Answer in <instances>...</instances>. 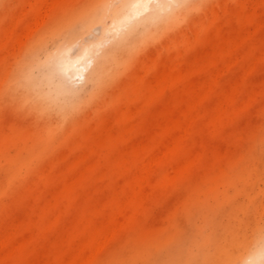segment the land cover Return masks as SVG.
I'll use <instances>...</instances> for the list:
<instances>
[{"label":"rangeland","instance_id":"1","mask_svg":"<svg viewBox=\"0 0 264 264\" xmlns=\"http://www.w3.org/2000/svg\"><path fill=\"white\" fill-rule=\"evenodd\" d=\"M107 1L0 0V264H172L206 249L239 264L264 231V0H201L122 51L93 95L75 81L83 105L59 116L26 95L21 68ZM102 39L89 73L118 37ZM118 212L102 250L88 244Z\"/></svg>","mask_w":264,"mask_h":264},{"label":"bare ground","instance_id":"2","mask_svg":"<svg viewBox=\"0 0 264 264\" xmlns=\"http://www.w3.org/2000/svg\"><path fill=\"white\" fill-rule=\"evenodd\" d=\"M56 2L57 1H55V3ZM200 2L201 0H108L106 7H105V13L103 15H91V16L80 18V19L70 20L69 22H67L65 26L63 27L64 30H59L57 34L59 35V37L53 41L52 50L46 51L44 53L43 60H40L36 56L35 53H32V55L29 57V59L26 61V63L21 68V72L19 74V77H20L19 83H21V86L25 89L27 96L33 97L35 101H37L38 103L45 104L47 110L55 112L59 116L73 114L77 110H79L81 106L83 105V102L81 100L75 99L77 96H74V95H78L77 90L73 87L75 85L74 84L75 81L84 80L87 83L93 84V89L90 93V95H93V92L95 90L100 89L104 85V83H106V81H109L111 77L114 75L113 73L115 70V65L120 62L121 57L123 56L122 51H125L126 49H130L133 46H140L142 43L143 45H145L147 41L157 36V32L168 28L172 24V22L175 21L177 18L181 17V15L184 12H186L187 10L191 8H194ZM49 5L53 7L55 4L53 5V2H52V3H49L48 6ZM45 9H46V6H45ZM216 9H217L216 11H218L219 13L218 7ZM46 15H47V12H46ZM40 16L42 17L41 19L42 22L39 23L41 26L44 22L43 18L45 16L44 15L43 16L40 15ZM39 18L38 20H40ZM18 20L20 19L18 18ZM38 20H36L37 23H38ZM37 23L35 24L37 25ZM28 28H29V32L26 31L27 33L26 32L24 33L27 35H31V32H33L35 29L32 28V25L30 27L28 26ZM13 29L14 28H12V30ZM10 31L11 30L7 32L12 33ZM9 33H8L9 36L7 38L11 37L10 36L11 34ZM108 33L110 34L114 33V35L107 36ZM253 33H254V30H253ZM244 34H246V32H243L241 37H243ZM22 35L19 37V40H18L19 46H21L20 45L21 41L25 37L24 35L23 36ZM244 36L249 37V35H244ZM92 37H95L96 41L91 43L90 39ZM101 37L102 38L107 37V40L105 41H109L110 39L114 40L117 37L118 39L111 46L109 51H107L101 57L97 59L96 61L97 64L95 68H93V71L89 73L90 66L93 65L94 59L99 55L98 54L100 51L99 47L104 42V40ZM80 40L85 42L83 43V46H79ZM24 41L26 40H23L22 44ZM240 42L242 43V38ZM3 44H5L4 41H3ZM256 61L258 60L256 59ZM256 61L253 63H256ZM7 74H9V70ZM215 80H216V77H215ZM209 86H207L206 88L208 93H209V90H208ZM239 87L240 86H238L237 90L239 89ZM196 102L198 103V98ZM227 102L225 103L226 105H223V108L224 106H228L227 104L230 101L228 103ZM197 103H195L196 107H197ZM190 121L192 123V118H190ZM190 121L186 123L187 125L185 126H187V128L183 130L184 132L186 130H189L190 128L189 125H191ZM170 140H173V139L170 138ZM168 142L171 143V141H168ZM166 143L167 142H165L164 144L168 146L169 143L168 144ZM169 146L171 148L172 144ZM161 149H163V147H161ZM165 151L166 150H164V152ZM156 156L160 158L163 157V156L161 157V154L159 153L157 155V152H156ZM160 158H159V161L161 160ZM149 159L151 160H147V162L152 161L153 163L154 161V164L157 161L156 160L157 158L154 159V157H151ZM152 163L150 165H152ZM144 168L143 167L142 169L140 168L141 170L140 172H138L139 181L140 183H142V185L144 184L145 182L144 180L146 179L145 175H147L149 172V169L145 165H144ZM176 168L178 167H175V169ZM123 222H124L123 212H118L114 215H111L109 218L108 225L105 228L104 226H101V228H98L96 231L88 235V239H86L88 241V244L89 243L96 244L97 247L99 246V249L101 247V250H102V247H104L105 242L108 241L106 237L109 236L110 238V236L113 234L111 233L113 229H110L111 235L107 234L108 236L106 235V233L103 234V232L108 231V228L110 227H113V228L120 227V225H122ZM13 232L15 234V230ZM3 237L5 238L6 235ZM8 237L10 238V235ZM6 240H9V239H7L6 237ZM10 241H13V240H10ZM18 242L20 243V241ZM18 242L16 244H18ZM0 245L8 246L6 242ZM15 246L13 245V247ZM87 246L88 245L85 243L82 244L80 246L82 248L81 250H83ZM254 246L255 248L251 249L250 252L247 253L245 257H241L239 264H264V231L261 232L260 235L257 237V239L254 241ZM16 248L17 246L14 249ZM75 252H78V251H75ZM11 253H13V251ZM211 256L212 255L210 251L206 249V250H203L199 254L197 253L196 255H189L187 260L185 258L181 262L175 261L172 264H225L224 257H222L223 259L216 260V258L213 259L211 258ZM41 264H43V261ZM68 264H74V263L70 262Z\"/></svg>","mask_w":264,"mask_h":264}]
</instances>
